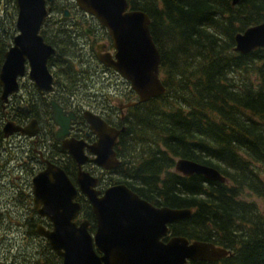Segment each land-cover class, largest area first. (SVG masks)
<instances>
[{
	"label": "trees",
	"instance_id": "obj_1",
	"mask_svg": "<svg viewBox=\"0 0 264 264\" xmlns=\"http://www.w3.org/2000/svg\"><path fill=\"white\" fill-rule=\"evenodd\" d=\"M127 2L131 9L142 10L150 18V33L161 55L159 69L165 92L128 109L125 131L115 146L120 163L105 171L111 175L105 185L124 183L157 206L191 208V216L182 222L186 237L231 251L216 262L189 264H264V210L242 198L245 192L252 193L264 204V47L248 54L233 50L237 33L264 20V0H239L236 5L232 0ZM2 5L0 69L15 33L17 15L14 0H3ZM64 48L69 52L64 53ZM77 58L67 38L49 61V66L57 69L53 73L58 98L65 93L64 88L76 94ZM39 94L31 83L23 95ZM2 107L0 99V150L6 142L1 131ZM49 118L48 111L45 119ZM23 147L29 150L28 144ZM177 158L213 167L226 181L207 180L198 174L182 177L173 171ZM26 162L29 160L21 164ZM59 165L74 182L73 161L65 157ZM24 195L16 216L0 207V230L8 227L22 238L31 236L46 252L45 264H60V257L35 232L39 221L31 216L35 213L30 206L31 191ZM82 206L83 214L93 222L91 207L83 198ZM175 227L174 223L173 232ZM17 251L15 247L16 254L10 253L13 258L8 263L39 262L37 253Z\"/></svg>",
	"mask_w": 264,
	"mask_h": 264
},
{
	"label": "water",
	"instance_id": "obj_2",
	"mask_svg": "<svg viewBox=\"0 0 264 264\" xmlns=\"http://www.w3.org/2000/svg\"><path fill=\"white\" fill-rule=\"evenodd\" d=\"M239 0H232L236 5ZM18 8L16 27L19 33L4 54L0 70L1 101L6 103L19 90L18 78L27 75L39 91L53 90V75L48 60L56 50L39 34L48 11L45 0H15ZM80 9L95 16L108 31L115 49L114 57H99L130 84L137 103L161 96L165 87L159 75L161 55L150 33V18L142 10L131 9L127 0H76ZM233 50L248 54L264 47V20L247 27L234 36ZM53 122L58 126L56 139L67 150L76 165V185L63 168L46 161V166L32 178V202L40 217L47 218L51 228L39 225L36 233L47 240L49 247L61 257V264H188V261L216 262L231 255L228 249L209 241L192 240L181 236L160 239L169 232L168 224L189 217L192 209L155 207L139 197L123 183L113 184L102 191L96 187L98 178L83 169L87 156L83 146L95 155L93 162L109 171L119 165L114 149L125 127L108 125L99 115L84 111L83 116L97 141L88 146L79 140H64L74 115L66 113L51 101ZM26 111L25 108H23ZM21 127L11 121L4 124L5 136L20 132L32 136L33 125ZM174 171L188 177L194 174L207 180L225 182L215 168L195 161L178 158ZM82 193L91 205L97 229L91 235L89 222H76Z\"/></svg>",
	"mask_w": 264,
	"mask_h": 264
},
{
	"label": "flooded vegetation",
	"instance_id": "obj_3",
	"mask_svg": "<svg viewBox=\"0 0 264 264\" xmlns=\"http://www.w3.org/2000/svg\"><path fill=\"white\" fill-rule=\"evenodd\" d=\"M45 6L48 13L41 24L39 34L42 36L44 42L50 44L56 49V51H58V46L63 48V43L67 42V38L70 39L73 51L78 54V58L77 61H75L76 64L74 67L76 70H78L77 80L79 84L75 95H71L70 93L66 92V89L64 88L65 93L60 95L59 98L56 96L54 91L52 93L40 92L39 95H31L29 97L24 95L20 96L19 94L22 91L21 80L27 77L22 76L19 78V91L9 96L6 105L3 104L4 108L2 109L4 122L1 131L3 138L6 139L5 143H8L12 137H16V139H22L21 141H18V147L22 143V146L19 148L21 150H28L23 147V145L28 144V148L32 154L25 156L32 163H34L33 161L36 160L35 164L32 166L34 170L30 177L31 197L32 178L45 168L46 161L59 165L65 157H68L76 166L74 177L76 176L77 165L73 157L67 150L61 148L62 140L56 139V131L58 130V127L53 122L51 101H55L66 113V115H69V113L74 115V118L71 120L68 133L64 136V140H79L83 141V143L87 144L88 146L93 145L97 141V136L90 130L89 124L86 122L83 116L84 111H90L93 114L101 116V118L110 126L121 128L122 126L125 127L123 123H125L124 118L128 109L139 104L137 103L135 105H130L133 102H137L138 97L130 89L129 82L122 78L121 75L117 73L112 67L106 66L99 59V57L104 56L114 57L116 51L113 47V42L107 29L102 24H100L98 19L95 16L80 9L76 3V0H45ZM16 19L17 15L14 22L15 33L11 38L8 48L12 45L14 36L19 33L16 27ZM63 52L68 53L69 51L64 48ZM63 59H65V57H63ZM25 66L27 72L28 66L26 63ZM50 71L53 73V70ZM53 76L55 80L54 73ZM119 84L125 86V88L127 87L126 90L121 89V91H111L113 85L115 87ZM95 85L101 86L97 89L95 88ZM89 89H92V92H87ZM105 89H107L106 92H104ZM23 108H25L26 111H24ZM48 111L50 112V118L45 119V114L48 113ZM42 114H44L43 118L41 117ZM7 121H11L21 127H26L34 123L28 130L33 135L29 136L20 132H16L5 136L3 127ZM42 121L45 123H42ZM0 145H2V142ZM12 151L15 150L12 149ZM83 153L87 156L85 166H94V162L92 160L95 155L89 150L87 146H83ZM24 160L26 159H21V161ZM17 161L20 162V160ZM30 162L26 163L31 164ZM113 184L115 183L110 185L103 184L101 187L99 181L97 189L103 193L106 187ZM12 188L14 189L15 185H12ZM139 197L141 196L139 195ZM82 198L83 200H86L79 192L76 201L80 203V209L83 208ZM146 201L155 207H160L148 200ZM86 216L87 215L83 214L82 210H80V218L82 217V220L87 219L89 222V219ZM33 217L34 216H32V218ZM36 217L34 218L39 221L37 227L42 225L46 228H51V223L47 218ZM189 217L178 219L168 224V235L161 238L160 240L165 242L170 237L174 236L187 238L185 235L186 231L184 232L182 229L185 223L182 224V222ZM174 223L177 225V227H175V231L173 232L171 226ZM93 229L94 232L97 229V221L95 217L94 221H90L88 225V231L89 233L91 232L90 234L94 233Z\"/></svg>",
	"mask_w": 264,
	"mask_h": 264
},
{
	"label": "rangeland",
	"instance_id": "obj_4",
	"mask_svg": "<svg viewBox=\"0 0 264 264\" xmlns=\"http://www.w3.org/2000/svg\"><path fill=\"white\" fill-rule=\"evenodd\" d=\"M2 1H0L1 8L3 7ZM52 70L57 71L56 67L52 68ZM31 83L32 82L30 81L28 77H25L23 80H21L22 91L19 94L20 96H22L25 93L26 87L29 86ZM100 86L101 85H95V88L98 89ZM126 88L125 86L120 85V84L116 85L115 87L113 85L111 91H121V89L126 90ZM106 91L107 89L104 90V92ZM87 92H92V89L87 90ZM43 116L44 114L41 115L42 118ZM42 123H45V122L42 121ZM21 140L22 139H16V137H12L8 141V143H4V146L6 149L3 146L2 150L5 151V155H3L1 152L2 150H0V207L2 210L8 211L11 216L13 215L16 216L17 211L20 210V208L22 207L21 197L25 198L24 194L30 192V186H29L30 176L34 170L32 167H30V165H28V163L24 164V166L21 164L22 161L20 162L18 161L19 164L16 163L17 160H21L23 158L27 159L25 155L32 154L30 150H21L19 148L20 146H22L21 145L22 143L18 147V141H21ZM11 149H14L15 151L12 152ZM12 154H13L12 159H10V155ZM5 158L7 159V162L5 161ZM33 162L34 163L30 162L31 165L32 164L34 165L36 160H34ZM86 169L90 171L92 174H94V176L99 177L101 187L103 186V184H105L106 181H109V177L111 176L109 174H106L100 168L96 166L87 165ZM112 176L116 177V174H112ZM261 178L264 181V173L261 174ZM12 185H15L14 189L12 188ZM242 198L246 201H252L256 203V205L261 210H264L263 201L260 198L256 197L255 195H253L252 193L245 192V195H243ZM26 201L28 202L27 199ZM30 206H32V202ZM30 206H28V208ZM31 216L38 217V214H36V212L31 213ZM93 232H94V229H93ZM24 241H27L25 242L26 244L24 243ZM21 243L22 245L23 244L25 245L22 246ZM15 247L18 250L17 251L18 254H21L22 252L25 254H30L31 251L37 253L36 257H39V260H38L39 262L37 264H45L44 259L46 257V252H42V250L39 248V244L31 236L29 237L26 236L22 238L21 236L15 234L12 228L4 227V229L0 230V263L1 264L3 263L10 264L8 262L12 261L13 257H11V254L12 252L15 251ZM37 251L39 252V254ZM14 253L16 254V252ZM16 257L17 259H19L21 256H16ZM49 264H51V262Z\"/></svg>",
	"mask_w": 264,
	"mask_h": 264
},
{
	"label": "bare ground",
	"instance_id": "obj_5",
	"mask_svg": "<svg viewBox=\"0 0 264 264\" xmlns=\"http://www.w3.org/2000/svg\"><path fill=\"white\" fill-rule=\"evenodd\" d=\"M2 108H4V107H2ZM3 110V109H2ZM32 161V160H31ZM31 165V164H30Z\"/></svg>",
	"mask_w": 264,
	"mask_h": 264
}]
</instances>
